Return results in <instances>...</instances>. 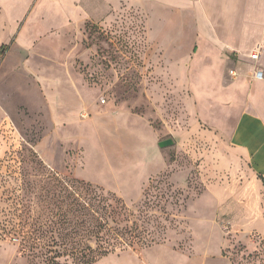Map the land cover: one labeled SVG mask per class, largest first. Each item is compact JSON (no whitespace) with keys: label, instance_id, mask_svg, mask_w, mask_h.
<instances>
[{"label":"rangeland","instance_id":"rangeland-1","mask_svg":"<svg viewBox=\"0 0 264 264\" xmlns=\"http://www.w3.org/2000/svg\"><path fill=\"white\" fill-rule=\"evenodd\" d=\"M99 1L95 10L88 0H49L60 15L44 28H58L31 47L14 37L0 49V264H46L24 246L32 224L46 221L53 175L115 193L133 232L149 240L98 264H264V182L255 186L231 148L234 113L211 86L197 88L205 64L190 45V15ZM177 22L187 24L180 33ZM35 30L27 27L28 44ZM31 54L55 65L46 80L15 74ZM165 140L173 145L161 148Z\"/></svg>","mask_w":264,"mask_h":264},{"label":"crops","instance_id":"crops-1","mask_svg":"<svg viewBox=\"0 0 264 264\" xmlns=\"http://www.w3.org/2000/svg\"><path fill=\"white\" fill-rule=\"evenodd\" d=\"M16 1L0 0V49H4V45L14 37L19 45L31 47L36 40L42 39L41 37L47 30L58 28L57 24H51L48 28H44L45 20L50 14L60 15L59 12H54L48 7L49 0H29L19 12L15 11L17 5H12ZM133 1H138L146 8L151 6L155 11L165 8L176 14L178 12L190 15L195 32V39L190 45L196 42L197 57L201 58L198 63L202 61L205 64L202 69L203 73H201V83L199 79L197 88L199 84L206 88L211 86L219 101L234 113L235 117L229 132L231 148L237 156L243 159L247 173L251 175L255 186L258 187L257 175L264 177V80L255 78V70L260 69L264 73V61L260 67L255 68L254 66L260 62L262 57L264 59V0ZM92 2L94 0H88L90 7L97 10L101 4L100 1L95 0V5ZM43 7L46 11L44 15L41 13L44 10ZM35 12L36 15L39 13L41 17L38 22L33 23ZM22 22L24 23L19 28ZM29 25H35L36 28L30 44L25 38V32ZM186 26L187 24L177 22L172 25V31L180 33ZM261 33V38L254 40L253 36ZM48 41L42 40V44L45 45L49 43ZM161 45L163 46V43ZM181 46L183 49V43H180V50L177 51L179 54L183 53ZM248 48L250 51L246 53ZM253 52L260 53L257 62L250 58ZM223 54L235 55V61L222 60L220 56ZM17 64L20 66L15 74H23L19 77L26 79L32 75L36 79L44 78L46 80L50 71L46 73L44 68L55 69V65H51L49 57L43 56V54H31L29 59L18 60ZM227 68H233L232 70L238 73L236 80L230 79L226 71ZM16 85L17 88L21 86V90L24 91V82ZM58 108L59 106L56 104V110H59ZM256 216H259L258 209Z\"/></svg>","mask_w":264,"mask_h":264},{"label":"trees","instance_id":"trees-1","mask_svg":"<svg viewBox=\"0 0 264 264\" xmlns=\"http://www.w3.org/2000/svg\"><path fill=\"white\" fill-rule=\"evenodd\" d=\"M257 178L264 182L263 176ZM50 179L46 221H35L33 236L25 239L29 256L41 255L46 264H96L117 251L149 243L133 232L139 228L115 193L75 179Z\"/></svg>","mask_w":264,"mask_h":264},{"label":"built area","instance_id":"built-area-1","mask_svg":"<svg viewBox=\"0 0 264 264\" xmlns=\"http://www.w3.org/2000/svg\"><path fill=\"white\" fill-rule=\"evenodd\" d=\"M259 56H260V53L259 52H253L251 55H250V58L251 60H253L254 62H257L259 60ZM232 74H234L232 72ZM255 78L257 80H264V73L262 70L260 69H256L255 70Z\"/></svg>","mask_w":264,"mask_h":264},{"label":"water","instance_id":"water-1","mask_svg":"<svg viewBox=\"0 0 264 264\" xmlns=\"http://www.w3.org/2000/svg\"><path fill=\"white\" fill-rule=\"evenodd\" d=\"M173 145V141L172 140H165L159 143V146L161 148H165V147H169Z\"/></svg>","mask_w":264,"mask_h":264}]
</instances>
